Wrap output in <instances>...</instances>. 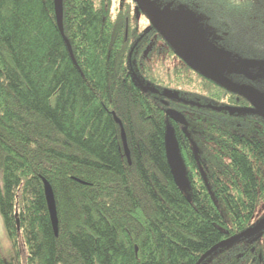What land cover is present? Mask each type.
<instances>
[{"label": "trees", "instance_id": "1", "mask_svg": "<svg viewBox=\"0 0 264 264\" xmlns=\"http://www.w3.org/2000/svg\"><path fill=\"white\" fill-rule=\"evenodd\" d=\"M153 1L211 16L238 7L229 13L257 25L264 55V0ZM120 2L114 15L112 0H63L75 64L54 0H0V212L18 253L23 237L28 264H199L250 229L264 201V154H239L236 140L230 154H189L179 144L190 186H177L165 111L139 82L216 106L224 87L174 59L163 40L145 49L140 35L151 22L135 0ZM43 180L55 195L58 236Z\"/></svg>", "mask_w": 264, "mask_h": 264}, {"label": "flooded vegetation", "instance_id": "2", "mask_svg": "<svg viewBox=\"0 0 264 264\" xmlns=\"http://www.w3.org/2000/svg\"><path fill=\"white\" fill-rule=\"evenodd\" d=\"M150 1L158 11L164 10L165 7L157 8L154 1ZM233 2L241 4L244 0H233ZM218 10L219 13H213V16L202 11L201 14L195 13L192 8L186 11L171 9L169 14L175 13V17L184 27H194L196 37L202 42L195 51L205 63L215 70L219 69V74L222 77L239 88L255 91L264 98V55L258 53L259 32L257 25L240 22L238 17L229 13H237L240 10L238 7H225ZM186 17L190 18L189 22H186ZM214 18L218 21H212ZM200 19L205 21L201 22ZM140 39L146 43L145 49L148 46L147 42L152 41V39L157 42L163 40L164 46H171L152 23L143 26ZM173 53L174 59L187 64L175 49ZM188 67L201 73L190 66ZM201 74L213 80L210 76ZM142 77L145 78L146 76L142 74ZM139 84L146 94L150 92L154 95V102L163 106L167 118L163 134L165 144L167 130L170 126L177 143L183 145L186 142L188 144L189 154H230L228 144L233 140L242 143L233 147V149H238L239 154H264V115L242 93L228 91L224 87L223 91L213 95V99L221 104L216 106L209 104V102L201 104L199 98H196L195 101L184 99L179 94L180 90L174 85L169 88H164L163 85L154 88L146 81L143 83L140 81ZM168 93H171L172 96H167ZM210 109L216 112L223 110L236 114L243 113L245 116L226 120L225 113L221 112L220 118H217L218 114L211 113ZM170 110L183 116L187 132L184 131L185 125L168 116L167 113ZM215 139L216 144H218L217 153L211 149L215 144ZM248 146H251V149ZM165 149L167 154V148L165 147ZM250 150H255V153ZM263 218L256 224H252L251 228L257 226ZM248 239V243L232 247L229 252L224 253L223 258H221L223 264H264V230Z\"/></svg>", "mask_w": 264, "mask_h": 264}, {"label": "water", "instance_id": "3", "mask_svg": "<svg viewBox=\"0 0 264 264\" xmlns=\"http://www.w3.org/2000/svg\"><path fill=\"white\" fill-rule=\"evenodd\" d=\"M55 2V12L57 23L61 34L68 46L69 52L72 59L75 61L73 56L72 47L64 34V24H63V0H54ZM138 7L146 14L154 27L164 36V38L172 45V47L183 57L184 61L193 69L200 71L201 73L210 76L213 80L219 83L221 86L227 88L228 90L237 91L245 95L250 99L258 110L264 115V98L258 95L257 92L252 90H246L239 88L234 83L228 81L226 78L219 74V69L215 70L209 64L205 63L197 54L195 49L202 44V42L196 37L194 33V27H184V25L177 20L176 14L170 15V7L164 8L162 11H158L150 0H135ZM190 18L186 17V22H189ZM167 96H172L171 93L166 94ZM176 98V97H174ZM168 116L173 120L185 125L184 131L187 132L186 122L178 112L170 110L168 111ZM117 118V117H116ZM117 122L121 125L123 141L126 148V153L128 158H130V153L127 148L126 135L124 127L121 121L117 118ZM166 148H167V158L171 168V172L175 183L182 190L186 191L190 184L186 175V169L179 151L178 143L175 138L173 129L168 127L167 137H166ZM45 196L48 204V210L52 225L56 236L59 235V220L57 213V206L55 195L50 183L47 180H43ZM19 223V222H18ZM264 230V218L259 222L254 228H250L244 233L237 235L229 240L223 241L214 247L207 255H205L199 262L203 263L213 252L217 249L225 247L227 245L236 243L246 237H250Z\"/></svg>", "mask_w": 264, "mask_h": 264}, {"label": "rangeland", "instance_id": "4", "mask_svg": "<svg viewBox=\"0 0 264 264\" xmlns=\"http://www.w3.org/2000/svg\"><path fill=\"white\" fill-rule=\"evenodd\" d=\"M120 0H112V12L114 15H116V12L118 10V7H121ZM123 5H126V2H123ZM145 25V24H144ZM0 183L2 184V176L0 174ZM264 216V201L259 203V205L256 208V211L254 213L252 224H256L261 218ZM259 224V223H258ZM257 224V225H258ZM249 239H243L239 241L238 243H233L234 247H238L242 244L248 243ZM21 251L18 253L12 246L9 236L7 234V231L5 229L4 220L2 217V214L0 212V264L4 262L5 264H28V252L23 242V237L21 236ZM233 244L227 245V247H222L219 250L218 258H215L214 261H212L209 264H223V254L227 253L231 250Z\"/></svg>", "mask_w": 264, "mask_h": 264}, {"label": "bare ground", "instance_id": "5", "mask_svg": "<svg viewBox=\"0 0 264 264\" xmlns=\"http://www.w3.org/2000/svg\"><path fill=\"white\" fill-rule=\"evenodd\" d=\"M59 27V26H58ZM60 30V29H59ZM64 34H65V32H64ZM63 36V35H62ZM66 36V35H65ZM64 38V37H63ZM67 38V37H66ZM68 39V38H67ZM69 41V40H68ZM70 43V42H69ZM70 45H71V43H70ZM68 47V46H67ZM72 47V46H71ZM73 51V50H72ZM73 56H74V54H73ZM72 57V56H71ZM75 58V57H74ZM74 61V60H73ZM74 63L75 64H77V61H76V59H75V61H74ZM124 147H125V145H124ZM127 148H128V145H127ZM128 151H129V148H128ZM125 152H126V148H125ZM130 153V152H129ZM127 154V153H126ZM51 185V184H50ZM52 187V186H51ZM52 222V221H51Z\"/></svg>", "mask_w": 264, "mask_h": 264}]
</instances>
